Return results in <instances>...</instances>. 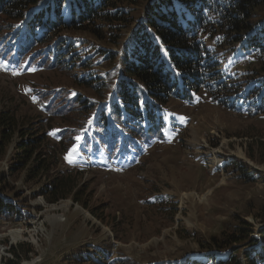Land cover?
I'll list each match as a JSON object with an SVG mask.
<instances>
[{"label":"rangeland","instance_id":"374dc122","mask_svg":"<svg viewBox=\"0 0 264 264\" xmlns=\"http://www.w3.org/2000/svg\"><path fill=\"white\" fill-rule=\"evenodd\" d=\"M137 7L140 13L144 4ZM256 17V21L263 19L264 9ZM76 36L119 53L124 46V41L115 45L92 40L85 32ZM202 37L220 63L213 93L200 89L192 100H169L158 120L162 134L144 123L151 139L139 150L136 144L129 151L119 145L113 149L115 140H107L83 163L77 153L95 117L85 126H81L85 114L49 119L33 89L60 85L84 98L103 100L95 91L77 86L67 72L16 67L0 59V103L17 113L20 128L50 124L41 144L42 151L53 157L55 168L50 173L73 174L76 196L82 199L51 203L40 194L50 178L31 181L26 176L31 164L16 149L25 138L16 133L7 147L0 148V195L8 197L13 209H20L11 215L14 220L0 218V264L13 258L9 250L22 243L32 252L20 264H92L89 258L97 252L107 254L100 259L104 264H213L203 257L211 237L222 235L241 219L255 231L264 226L260 218L264 205L263 87L250 73L258 69V61L252 51ZM81 55L99 69L92 77L110 68L103 60L95 63L98 58L91 53ZM72 71L77 76L81 73L78 65ZM134 125L125 122L108 129L131 135ZM73 148L77 151L70 164L64 154L68 156ZM215 252L218 259H225V251Z\"/></svg>","mask_w":264,"mask_h":264},{"label":"trees","instance_id":"16d2710c","mask_svg":"<svg viewBox=\"0 0 264 264\" xmlns=\"http://www.w3.org/2000/svg\"><path fill=\"white\" fill-rule=\"evenodd\" d=\"M143 4L139 13L137 6ZM262 9L264 0H0V59L16 67L67 72L75 77L77 86L95 91L103 103L60 85L51 88L45 84L33 89L49 119L85 114L81 124L85 126L95 117L94 127L85 137V142L94 139L87 144L88 149L99 148L107 140H115L112 148L117 149L120 142L127 146L136 139L150 140L143 122L153 124L169 100L190 98L191 92L203 87L213 93L220 63L211 56L213 50L207 48L202 35L255 54L258 69H250V73L263 87L260 101L264 112V18L256 21V14ZM82 32L92 40L115 45L124 41L122 52L81 40L76 34ZM86 53L98 58L95 63L103 60L110 68L92 77L100 71L82 57ZM75 65L80 69L79 76L72 71ZM17 116L7 103H0V148L7 147L20 133L25 139L16 149L22 152L20 158L31 164L26 176L31 181L50 178L40 194L51 203L66 198L81 202L76 196L78 184L73 174L50 173L53 157L44 153L41 146L50 124L20 128ZM129 121L135 123L130 129L132 137L125 136L124 141V132L108 129ZM152 128L161 132L159 125ZM59 134L63 139V131ZM60 144H64L63 140ZM66 157L64 154L68 163ZM7 199L0 195V218L14 220L11 215L20 209H13ZM261 212L264 225V205ZM26 245L11 248L14 257L4 264H20L22 258H29L32 250ZM205 248L209 249L203 257L213 264H264V226L255 231L252 224L241 219L222 235L211 237ZM217 250L226 252L225 259H218ZM106 255L97 252L89 260L104 264L100 259Z\"/></svg>","mask_w":264,"mask_h":264},{"label":"snow or ice","instance_id":"6c2138e0","mask_svg":"<svg viewBox=\"0 0 264 264\" xmlns=\"http://www.w3.org/2000/svg\"><path fill=\"white\" fill-rule=\"evenodd\" d=\"M77 139H79V138H77ZM76 151H77V149H76V148H73V149L71 150V152L68 154V156L66 157L68 163L71 164V163L74 162L73 159H72V156H73V154H74Z\"/></svg>","mask_w":264,"mask_h":264},{"label":"bare ground","instance_id":"6f19581e","mask_svg":"<svg viewBox=\"0 0 264 264\" xmlns=\"http://www.w3.org/2000/svg\"><path fill=\"white\" fill-rule=\"evenodd\" d=\"M241 154V153H240ZM241 156L243 157V155L241 154ZM245 158V157H244ZM55 207V206H54Z\"/></svg>","mask_w":264,"mask_h":264}]
</instances>
